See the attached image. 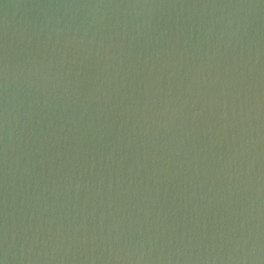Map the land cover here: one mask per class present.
<instances>
[{"label": "water", "instance_id": "water-1", "mask_svg": "<svg viewBox=\"0 0 264 264\" xmlns=\"http://www.w3.org/2000/svg\"><path fill=\"white\" fill-rule=\"evenodd\" d=\"M4 264H264V0H0Z\"/></svg>", "mask_w": 264, "mask_h": 264}, {"label": "snow or ice", "instance_id": "snow-or-ice-1", "mask_svg": "<svg viewBox=\"0 0 264 264\" xmlns=\"http://www.w3.org/2000/svg\"><path fill=\"white\" fill-rule=\"evenodd\" d=\"M0 264H4V262L2 260H0Z\"/></svg>", "mask_w": 264, "mask_h": 264}]
</instances>
